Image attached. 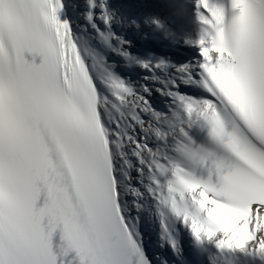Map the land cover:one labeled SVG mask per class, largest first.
<instances>
[{
    "label": "snow or ice",
    "instance_id": "1",
    "mask_svg": "<svg viewBox=\"0 0 264 264\" xmlns=\"http://www.w3.org/2000/svg\"><path fill=\"white\" fill-rule=\"evenodd\" d=\"M147 2L159 10L143 16L160 34L155 47L195 49L188 60L133 57L131 42L111 31L108 0H85L84 18L125 60L148 73L171 68L156 89L169 98L163 110L148 87L96 72L104 57L61 18L77 5L0 0V264H151L138 231L149 197L182 264H264V0ZM186 21L198 26L195 39ZM130 157L149 184L133 186ZM162 209L186 229V250Z\"/></svg>",
    "mask_w": 264,
    "mask_h": 264
},
{
    "label": "bare ground",
    "instance_id": "2",
    "mask_svg": "<svg viewBox=\"0 0 264 264\" xmlns=\"http://www.w3.org/2000/svg\"><path fill=\"white\" fill-rule=\"evenodd\" d=\"M66 5L69 3L77 5L75 10H73L70 7H66L65 9V16L70 21L72 30H73V36L76 39V42L78 44H82L84 48H87L89 51H92L97 54V56H103L104 60L101 62L100 65L97 66L96 72L101 75L105 76L106 72H111L114 74V70L117 67L118 63L120 62V59L123 58L122 56L118 55L117 53L113 52L111 49L107 47L103 43L102 40L99 39L96 32L90 27L87 20L84 18V13L86 11V4L85 0H65ZM108 4L114 8L117 9V19L114 21H121L123 24L122 31H126L131 29V27L128 25V21L132 18H135L140 22L141 26H145L143 23V16L149 12L156 14L152 12L151 6L145 2V0H108ZM133 16V17H132ZM99 27L102 29L103 24L101 21L96 20L95 21ZM126 29V30H125ZM103 30V29H102ZM119 35V34H117ZM121 36V35H119ZM110 43L113 44V47H116V42L112 41L110 39ZM128 51L131 53L132 48L130 47ZM180 64V63H176ZM172 70L171 68L165 69V73H163V77L156 83L155 86H147L151 90V96L149 97L151 104L156 105L155 107L158 110H163L165 106V102L169 99L166 96H161L159 92L156 91L157 88H163L164 84L161 83V80L167 79V73H170ZM129 86L133 87L135 90H140L143 86H146L148 82H145L144 80H139L138 78H130L124 80ZM99 84V82H97ZM101 92H105L106 90L101 86L100 87ZM186 95L192 96L193 90L189 89L186 91ZM113 113L115 110H112ZM122 112H125L126 109L121 108ZM130 166L125 168V172L132 168L134 169L133 177H137L136 180L133 181V186L140 187L141 184L147 185L150 183L148 178L147 169L145 168V172L143 176H140L136 172V167L138 166V163L134 157H130ZM143 190V189H141ZM125 199H132V197L126 195ZM145 201H150L151 205L149 208H146L144 206ZM143 204V218L141 222V226L139 227L138 231L140 233V236L143 237H151V230L153 229V222H159L160 217L157 215V205L156 202L152 198H147L145 200L140 201ZM162 211L165 212V217H169L172 221H176L174 217L171 216L167 212L166 209H162ZM187 233L186 229H184Z\"/></svg>",
    "mask_w": 264,
    "mask_h": 264
}]
</instances>
